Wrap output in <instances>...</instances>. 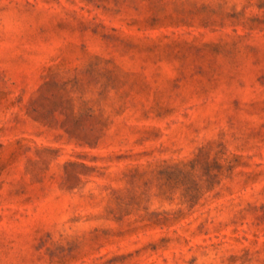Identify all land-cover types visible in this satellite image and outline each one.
Instances as JSON below:
<instances>
[{
	"label": "rangeland",
	"instance_id": "rangeland-1",
	"mask_svg": "<svg viewBox=\"0 0 264 264\" xmlns=\"http://www.w3.org/2000/svg\"><path fill=\"white\" fill-rule=\"evenodd\" d=\"M0 264H264V0H0Z\"/></svg>",
	"mask_w": 264,
	"mask_h": 264
}]
</instances>
